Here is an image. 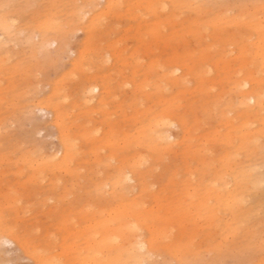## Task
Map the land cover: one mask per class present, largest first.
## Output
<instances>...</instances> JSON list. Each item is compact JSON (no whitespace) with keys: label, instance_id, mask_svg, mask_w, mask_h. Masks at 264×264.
I'll return each mask as SVG.
<instances>
[{"label":"bare ground","instance_id":"6f19581e","mask_svg":"<svg viewBox=\"0 0 264 264\" xmlns=\"http://www.w3.org/2000/svg\"><path fill=\"white\" fill-rule=\"evenodd\" d=\"M74 3L66 1L65 7L76 21L83 12ZM120 3L132 13L141 6L167 13L144 29L154 39L147 48L157 57L141 69L132 64L121 82L144 97L133 96L131 116L107 118L102 105L114 94L107 75L81 70L69 105L87 114L100 105L107 126L74 116L67 107L69 92L58 80L37 102L39 109H51L57 128L58 148L45 152L12 143L7 126L16 121L17 99L28 90L0 84V173H12L15 182L0 190V245L16 244L34 264H264L261 0H105L96 16ZM181 9L191 15L178 23ZM36 21L27 23L25 35L33 52L62 28L52 16ZM165 24L180 28L166 35ZM34 28L39 42L32 38ZM23 29L8 12L0 13V54L7 41L21 39ZM84 40L73 70L96 49L92 35ZM161 44L172 48L166 58L155 53ZM5 59L0 56V70ZM139 70L145 77L135 84ZM9 90L13 95L7 99L3 92L9 96ZM5 142L12 143L7 151ZM19 188L34 195L38 206L53 201L59 214L54 231L34 236L15 226L22 209Z\"/></svg>","mask_w":264,"mask_h":264},{"label":"rangeland","instance_id":"374dc122","mask_svg":"<svg viewBox=\"0 0 264 264\" xmlns=\"http://www.w3.org/2000/svg\"><path fill=\"white\" fill-rule=\"evenodd\" d=\"M66 1L69 0H0V3L4 4L0 7V13L8 12L14 23L24 28L19 33L21 39L17 40L18 42L16 40L7 41L1 50L0 56L6 57L0 70L1 88L13 82L18 90H28V95H24L26 98L17 99L20 112L13 115L17 119L7 126L6 133L12 135V143L21 141L26 147L37 145L45 152L58 148L57 128L52 122L51 109L45 107L39 109L37 102L50 93L52 83L58 80L69 92L67 107L74 116H79L81 121L89 120L92 125H99L101 128L107 126L104 112L98 109L100 105L88 114L84 107L72 108L69 105L77 95L75 88L80 84L81 70L98 77L103 74L107 75V81L114 90V94H110L107 102L102 105L107 110L105 111L107 118L119 121L124 118V114L131 116L133 107H130V101L133 96H138L140 101H144V97L141 96V93H133L134 85L122 86L121 82L130 75V70L134 66L132 64L137 62L135 65L140 64L139 69H141L149 58L157 57V55L154 56L152 49L147 48L148 43L154 39L146 34L144 29L146 26L153 27L157 18L163 19L167 14L166 11L161 10L157 11V14L152 13L141 6L133 11L140 14V16H135L134 13L124 9V3H120L98 17L96 16L98 11L101 8H106L104 7L105 0H94L91 5L88 0H71L75 2L74 5L81 6L82 8L77 9L81 14L83 12V16L74 21L70 15V8L65 7ZM190 15L191 13L187 9H181L178 10L177 16L179 17L176 16V19L178 23H181ZM51 16L53 21L62 23V28L58 30L55 38L52 36L49 43L42 46L43 48L38 46L37 51L33 52L30 43L25 40V35L30 28L27 23L34 24L39 18L47 19ZM68 20L74 21V23L67 26L65 23ZM164 27L166 35H172V31L180 28V25L165 24ZM35 31L36 35H33L32 38L35 42H39L38 30L35 29ZM1 32L0 30V37L3 36ZM86 34L92 35L94 41L92 47L96 49L93 52H88L84 64L73 70L72 59H77L80 54L79 50L86 47L84 40ZM188 38L191 37L188 36ZM113 43L117 47L116 49ZM155 48V53L164 58L168 57L172 50L171 47H164L162 44ZM119 50L122 51V57L126 58L127 64H130L127 68L124 67L121 60H118ZM133 56H136L135 59H131ZM120 62L122 63L120 64ZM137 74L135 84L145 77L142 70H139ZM63 75L66 76L60 80ZM21 76L23 80L26 78L28 83H22L19 80ZM9 91V96L6 91L3 92L7 99L13 95V91ZM121 100L125 101L123 106H119ZM7 103L5 102V104ZM10 107L9 104L8 110H11ZM29 109L33 111V115L26 112ZM12 143L5 142L2 150L7 151L8 146ZM14 156L15 153L11 154V157ZM11 166L13 167L10 165L9 168H12ZM7 182L15 183L14 175L8 171L0 173V190L8 188ZM15 193L22 198V209L18 210V215L13 222L17 228L29 229V232L34 236L43 234L46 230L54 231V218H57L59 214L54 212L56 205L51 199L44 205L38 206L33 199L35 196L27 197L28 192L24 189H16ZM0 200L2 199L0 198ZM0 264H34V262L23 254L16 244L5 242L0 245Z\"/></svg>","mask_w":264,"mask_h":264},{"label":"snow or ice","instance_id":"6c2138e0","mask_svg":"<svg viewBox=\"0 0 264 264\" xmlns=\"http://www.w3.org/2000/svg\"><path fill=\"white\" fill-rule=\"evenodd\" d=\"M262 6H264V0H261ZM145 264H147V262H145Z\"/></svg>","mask_w":264,"mask_h":264}]
</instances>
